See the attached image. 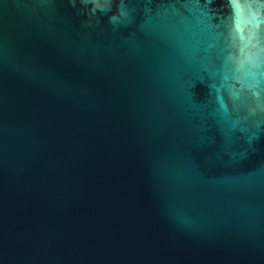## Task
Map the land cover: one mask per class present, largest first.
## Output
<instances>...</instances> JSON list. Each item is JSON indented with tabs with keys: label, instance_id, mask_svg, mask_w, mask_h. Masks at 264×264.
I'll return each mask as SVG.
<instances>
[{
	"label": "water",
	"instance_id": "1",
	"mask_svg": "<svg viewBox=\"0 0 264 264\" xmlns=\"http://www.w3.org/2000/svg\"><path fill=\"white\" fill-rule=\"evenodd\" d=\"M0 264H264V0H0Z\"/></svg>",
	"mask_w": 264,
	"mask_h": 264
}]
</instances>
